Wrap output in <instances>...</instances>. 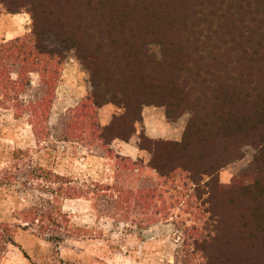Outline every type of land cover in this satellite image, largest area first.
Instances as JSON below:
<instances>
[{"label": "rangeland", "instance_id": "obj_1", "mask_svg": "<svg viewBox=\"0 0 264 264\" xmlns=\"http://www.w3.org/2000/svg\"><path fill=\"white\" fill-rule=\"evenodd\" d=\"M30 29L25 9L8 12L0 4V44ZM45 44L64 62L53 96L46 97L39 133L34 134L26 114L0 97V264H206L193 251L191 237L193 227L213 220L212 207L220 212L221 237L226 238L214 240L218 251L210 247L212 254L217 252L222 264H264V229L255 216L258 189L264 188L258 148L238 145L240 156L217 172L218 182L203 177L196 192L181 175L159 179L148 167L147 151L133 160L103 145L90 124L107 125L120 111L107 105L96 112L89 106L91 84L75 48L55 36H45ZM147 53L162 60L155 42L147 44ZM27 79L19 101L28 104L48 94L40 75L30 73ZM190 117L189 111L176 116L162 106H144L131 139L138 146L140 134L150 138L147 129L155 140L180 141ZM254 181L247 190L237 188ZM209 182L226 192L207 198L203 186ZM146 188L161 195L147 207L134 198ZM194 192L199 200L190 198ZM242 194L244 202L234 198Z\"/></svg>", "mask_w": 264, "mask_h": 264}, {"label": "trees", "instance_id": "obj_2", "mask_svg": "<svg viewBox=\"0 0 264 264\" xmlns=\"http://www.w3.org/2000/svg\"><path fill=\"white\" fill-rule=\"evenodd\" d=\"M0 4L8 12L25 9L31 18L29 34L0 44V97L4 103L12 102L15 112L27 115L35 135L46 119V97L53 96L58 67L64 62L45 44V36H55L75 48L86 68L89 106L96 112L107 105L120 111L107 125L90 124L103 145L128 141L144 106H162L176 116L190 112L180 141L139 135L138 149L151 155L148 167L157 178L181 175L196 192L203 177L218 182L217 172L240 156L237 146L244 143L257 147V158L264 161V0H0ZM151 42L160 45L162 60L147 53ZM30 73L40 75L48 94L26 104L18 94ZM217 182L204 184L207 198L226 192ZM253 184L237 188L247 190ZM195 192L190 198L199 200ZM160 197L154 188L134 195L146 207ZM243 197L234 198L244 202ZM256 198V220L264 229V188L258 189ZM215 209L210 211L213 220L192 228V249L206 264H222L219 254L210 250L223 234L224 224ZM51 222L57 225L52 217ZM7 241L12 243L10 237Z\"/></svg>", "mask_w": 264, "mask_h": 264}, {"label": "crops", "instance_id": "obj_3", "mask_svg": "<svg viewBox=\"0 0 264 264\" xmlns=\"http://www.w3.org/2000/svg\"><path fill=\"white\" fill-rule=\"evenodd\" d=\"M103 108H105V106L100 108L99 110ZM145 133L152 139H155L157 137L154 134H151L147 129ZM109 148H112L116 155L124 158H130L133 160H135V158L138 157V154L140 153L136 142H133V139L131 138L126 142L114 140L112 141L111 146Z\"/></svg>", "mask_w": 264, "mask_h": 264}]
</instances>
